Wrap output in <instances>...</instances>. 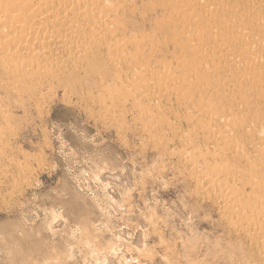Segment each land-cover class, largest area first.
Returning <instances> with one entry per match:
<instances>
[{"label": "rangeland", "instance_id": "obj_1", "mask_svg": "<svg viewBox=\"0 0 264 264\" xmlns=\"http://www.w3.org/2000/svg\"><path fill=\"white\" fill-rule=\"evenodd\" d=\"M109 2L130 52L139 49L135 58H148L155 69L168 66L174 78L198 63L189 45L194 39L180 36L183 27L172 16L175 4ZM140 68L107 61L101 73H73L67 85L19 89L0 70V264H262L257 245L231 229L181 162L192 143L211 150L188 122L200 105L153 98L161 110L143 118L146 107L134 106L124 90ZM209 75H187L185 85L202 96L201 105L235 97L242 122L239 105L249 99L252 152L261 146L256 129L264 118L263 100H253L256 83L237 90L243 74L228 71L207 83ZM211 152L200 163L207 161L219 179L236 160Z\"/></svg>", "mask_w": 264, "mask_h": 264}, {"label": "bare ground", "instance_id": "obj_2", "mask_svg": "<svg viewBox=\"0 0 264 264\" xmlns=\"http://www.w3.org/2000/svg\"><path fill=\"white\" fill-rule=\"evenodd\" d=\"M109 1L0 0L1 72L18 89L29 83L67 85L73 73H101L107 61L119 69L122 60L127 68L141 67L123 87L134 106L146 107L140 113L143 118L160 112L161 104L151 102L153 98L200 105L197 115L188 120L196 129L192 134H199L211 146V154H231L236 161L224 166L217 179L213 167L199 159L207 158L211 150L201 151L192 143L181 162L195 183L203 184V190L214 198L231 229L257 245L264 264V118L256 129L261 146L250 152L246 148L250 144L248 125L254 118L247 111L249 99L239 105L242 122L233 107L235 97L201 105L202 96H192L193 88L185 85L187 75L208 72L203 80L212 83L215 75L239 72L244 81L233 87L240 90L255 82L253 100L259 97L264 102V0H167L176 5L172 16L183 27L180 36L194 39L189 45L198 61L188 66L185 76L176 78L166 65L155 69L148 58H135L139 49L135 45L136 53L130 52L131 42L124 36L125 28L115 22L114 16L118 21L119 15ZM187 8L196 14L185 13ZM248 35L256 40L243 42Z\"/></svg>", "mask_w": 264, "mask_h": 264}]
</instances>
